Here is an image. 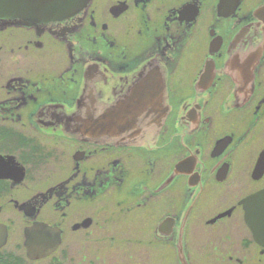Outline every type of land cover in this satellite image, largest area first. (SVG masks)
<instances>
[{
	"label": "flooded vegetation",
	"instance_id": "obj_1",
	"mask_svg": "<svg viewBox=\"0 0 264 264\" xmlns=\"http://www.w3.org/2000/svg\"><path fill=\"white\" fill-rule=\"evenodd\" d=\"M0 264H264V0H0Z\"/></svg>",
	"mask_w": 264,
	"mask_h": 264
},
{
	"label": "water",
	"instance_id": "obj_2",
	"mask_svg": "<svg viewBox=\"0 0 264 264\" xmlns=\"http://www.w3.org/2000/svg\"><path fill=\"white\" fill-rule=\"evenodd\" d=\"M138 103H134L132 96L126 97L121 103L118 104L117 109L108 111L105 115L101 124L102 129H96L95 126L92 128H81L79 129V134H84L87 136L101 137L105 138V141H113L118 136L117 133L124 128V126L129 122H134L136 119L142 115L143 103L145 106L147 103L154 104L156 98L142 97L138 98Z\"/></svg>",
	"mask_w": 264,
	"mask_h": 264
}]
</instances>
